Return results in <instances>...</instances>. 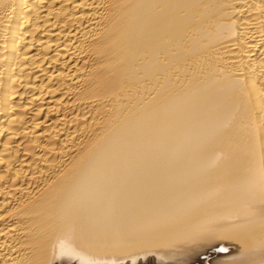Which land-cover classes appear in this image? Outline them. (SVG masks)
<instances>
[{
    "label": "bare ground",
    "instance_id": "obj_1",
    "mask_svg": "<svg viewBox=\"0 0 264 264\" xmlns=\"http://www.w3.org/2000/svg\"><path fill=\"white\" fill-rule=\"evenodd\" d=\"M0 264H264V0H0Z\"/></svg>",
    "mask_w": 264,
    "mask_h": 264
}]
</instances>
